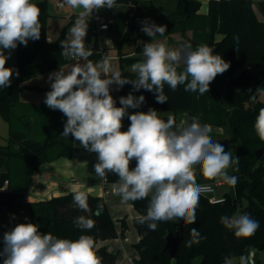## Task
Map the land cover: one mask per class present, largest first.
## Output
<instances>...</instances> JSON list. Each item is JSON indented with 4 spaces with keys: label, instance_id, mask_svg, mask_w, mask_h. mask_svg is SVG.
I'll return each mask as SVG.
<instances>
[{
    "label": "trees",
    "instance_id": "16d2710c",
    "mask_svg": "<svg viewBox=\"0 0 264 264\" xmlns=\"http://www.w3.org/2000/svg\"><path fill=\"white\" fill-rule=\"evenodd\" d=\"M46 0L35 2L40 8L41 36L37 41L29 40L27 46L18 44L17 65L19 76L13 75L9 88L0 89V114L9 123L10 137L6 146L0 144V164L5 169L0 173V206L6 204L9 212L17 216L19 223H35L41 233H51L57 238L76 240L81 235H90L95 242V251L101 258V264H115L118 252L105 249L101 254L97 244L101 240L124 236L128 228L125 217L120 219L122 229L119 232L108 202L99 196L88 194L91 212L85 213L74 206L73 193L50 197L40 201H25L26 194L37 176L36 171L42 163H50L61 157H70L75 151L74 137L61 135L67 117L59 110H52L44 103H24L20 101V92L28 87L27 81L38 73H46L65 65L78 57L65 59L61 55L62 36L57 40H48ZM253 0H209L207 13H201V0H175V4H157L156 0H116L115 4L135 5L132 18H137L139 11L145 12L142 20L158 22L166 25L164 34L180 33L184 39L182 46L190 43L195 50L198 45L213 48V54L220 55L230 67L223 74H218L210 83L209 92L200 95L197 92H186L180 85L175 91L167 84L164 94L168 97L166 103L160 104L155 100L153 92L140 89L135 90L132 84L119 87V97H126L131 93L135 97L143 95L145 102L136 109L129 108L128 113L147 112L150 108L169 111L170 114L159 116L167 121L172 116L177 124V116L185 111L192 117H198L199 122L210 126L224 127L231 135L238 139L234 149L224 146L230 151L238 164L229 168L230 175L238 178L235 185L236 200L229 192L224 194L221 202L212 203L204 194L200 195L196 208V222L189 224L180 219L179 222L159 221L157 229L150 231L147 223L140 224L139 217L147 214L151 196L148 198L129 201L138 215L134 218V225L139 233V240L135 243L137 250V264H224L225 258L241 257L243 263L251 249L264 251V154L256 156V150L264 147L254 129L259 109L264 107V100L260 98L264 89V21L261 20L254 7ZM258 7L264 12V0L258 1ZM77 16V13L74 14ZM138 19L128 25L127 35L115 41L118 50L120 72L130 80L137 78V73L129 69V65L144 60L142 56H129L122 51V47L129 33L138 27ZM94 21L88 22L86 47H91L93 55L89 60L101 59L100 45L92 33ZM133 28V29H134ZM188 31L192 37L187 36ZM221 35L222 38L218 39ZM238 37V40L235 39ZM143 46L138 44L137 53H143ZM7 67V65H6ZM184 63H180L178 72L183 71ZM239 73L236 74V72ZM39 90L50 91V88L38 85L31 86ZM255 96V99H251ZM118 107H121L118 102ZM121 131H127L130 120L127 116L122 121ZM136 161L130 162L134 168ZM197 184L211 182L203 177L200 168H194ZM106 179L115 183L118 177L107 173ZM8 184L4 188L5 184ZM83 191V190H81ZM242 197H247L248 203L244 207L252 219L259 222V228L249 237H237L233 230L226 229L220 219L223 216H235ZM97 204L103 205L100 215H95ZM88 216L94 220L91 230L78 229L73 220L78 216ZM196 228L202 239L191 247L186 241L191 239L190 231ZM172 234L173 243L165 249L167 236ZM2 249V248H0ZM0 264L3 258L0 257Z\"/></svg>",
    "mask_w": 264,
    "mask_h": 264
},
{
    "label": "clouds",
    "instance_id": "9594fccd",
    "mask_svg": "<svg viewBox=\"0 0 264 264\" xmlns=\"http://www.w3.org/2000/svg\"><path fill=\"white\" fill-rule=\"evenodd\" d=\"M64 2L76 11L77 18L67 38L61 41V55L65 59L79 57L82 63L74 64L67 72L60 68L48 77L51 90L46 93L44 103L67 117L61 135H71L83 148L98 154L95 174L101 179L106 178L107 173L118 177L112 188L122 202L151 196L147 214L138 219L140 224L147 223L150 231L157 229L159 221L183 219L194 224L201 193L212 191L210 185L197 184L194 167L199 165L206 179L219 177L235 187L238 178L229 175L227 170L238 164L239 157L234 160L230 151L214 142L210 136L211 126L202 125L198 117H192L190 124L177 125L172 116L165 121L151 108L129 115L128 109L139 108L145 97L137 98L129 93L120 97L121 107H117L110 86L132 84L137 91L153 92L156 102L163 104L168 101L165 84L173 91L183 85L186 92L198 91L203 95L209 92L216 76L229 69V63L205 45L193 50L192 44L185 43L180 50H171L164 43L153 42L158 34L164 35L167 26L145 20L141 31L152 37V41L144 44V60L132 65L137 78L130 80L112 67L108 56L95 63L89 60L93 51L85 44L88 18L94 11L114 8L116 0ZM39 17L40 8L31 0H0V89L11 86L14 74L19 76L17 69L6 67L10 53L6 56L4 50H14L18 44L26 47L29 40H39ZM181 62L185 68L178 72ZM125 116L130 125L127 131H121ZM254 129L264 141V107L259 109ZM132 160L136 161L134 168H130ZM73 203L85 213L92 211L85 191L75 190ZM102 211L103 205L97 204L95 215ZM94 223L84 215L73 220L82 231L91 230ZM220 223L233 230L237 237H249L260 226L247 213L223 216ZM190 236L186 241L189 247L202 239L196 228L191 229ZM0 257L3 264H101L90 235H81L76 240L61 239L51 233H41L35 223H19L5 232ZM224 264H233V258H225Z\"/></svg>",
    "mask_w": 264,
    "mask_h": 264
},
{
    "label": "rangeland",
    "instance_id": "374dc122",
    "mask_svg": "<svg viewBox=\"0 0 264 264\" xmlns=\"http://www.w3.org/2000/svg\"><path fill=\"white\" fill-rule=\"evenodd\" d=\"M39 0H31L32 3L38 2ZM42 1V0H41ZM48 5V15H47V37L51 38H57L59 39L62 34V40H65L67 38V34L69 33L70 28L74 25V22L77 18L75 16V10H73L71 7L65 4L63 7L57 6L55 0H46ZM161 0H156L157 4L164 5L167 2H170V4H175V0H166L163 2H160ZM202 1V7L201 11L203 12L206 9V0ZM253 7L258 11L260 10L258 7V1L260 0H253ZM132 5V4H131ZM126 5H120L115 4L114 8L108 9H100L97 11L98 15H104L108 19H112L113 22H111L110 29L106 31V38L102 40V45L107 48V52L110 55L115 54L117 56L118 50L115 47V41L118 39L120 40L122 37H125L127 35L128 25L131 23L132 20L138 19V27L131 30L129 33V39H127L122 47L125 51H134L139 44L138 40H143V43H149L152 41V37L146 35L144 32L141 31L142 28V17L145 15V12L139 11L137 18H132V14L135 12L136 6L132 5V7H125ZM154 22V21H150ZM157 25H159L158 22H155ZM174 34V33H172ZM172 34H164V35H157L153 38V42L157 43H164L167 48H169L172 45H175V43L179 40V42L184 39L180 33H176L175 36ZM187 36L189 38L192 37V33L188 31ZM56 39V40H57ZM180 44V43H179ZM114 47V48H113ZM144 47V46H143ZM181 48V46H180ZM17 47L14 50H4V54L6 56L9 55V59L7 60V67L18 69L17 65ZM114 55V56H115ZM137 57V55H136ZM89 59V58H88ZM112 67L120 72V63L117 59H110ZM143 61V60H139ZM70 63V64H69ZM67 63V69L70 70L71 67L76 63H82L80 58H76L73 61ZM183 63V62H181ZM135 64V63H134ZM66 65V64H65ZM133 65V64H132ZM132 65H129V69H132ZM64 66V65H62ZM61 67V66H60ZM59 68V67H58ZM57 69V68H55ZM55 69H53L55 71ZM52 71V70H51ZM49 72V71H48ZM53 73V72H51ZM239 73V71L236 72V74ZM46 78L49 77V74H46ZM110 75V73H109ZM110 94L112 95L113 99L116 101V106H118V97H119V86L112 85L110 86ZM46 94L38 91H32L27 89H22L20 92V101L22 100H30L32 102L35 101H41L45 100ZM260 98L264 100V89L261 91ZM169 111H160L158 112L159 116L170 114ZM181 122H184L186 125L190 124V120L188 118V114L185 111H182L179 113V124ZM212 131L210 133V136L214 142H219L223 146L229 147L230 149H234L236 147V144L239 142L238 139H236L233 135L229 133V131L224 127H211ZM10 127L9 123L1 116L0 114V144L6 146L9 142L10 137ZM75 153V151L73 152ZM194 168H200L199 165L195 166ZM5 169L4 165L0 164V173L2 170ZM228 174L230 173L229 169L227 170ZM230 175V174H229ZM219 177L216 179H213L211 182L202 183V184H213L220 181ZM7 183L5 184L4 188L7 187ZM230 185L224 183L223 185H216V196H220L225 194L226 192H229ZM116 199L118 202H122V199L118 195H113L109 200ZM126 203V202H125ZM248 199L247 197H242L238 208L236 211L235 216L244 214V207L247 205ZM17 223V216L13 215L9 212L8 206L6 204H2L0 206V248H3V234L7 231H10L12 228L16 226ZM128 237L130 238V244L132 242H135V237L131 235V232L126 233ZM122 235L118 236V239L122 238ZM233 258V264H240V258L235 256ZM258 264H264V251H262V255L260 256L259 263Z\"/></svg>",
    "mask_w": 264,
    "mask_h": 264
},
{
    "label": "crops",
    "instance_id": "0c3cea01",
    "mask_svg": "<svg viewBox=\"0 0 264 264\" xmlns=\"http://www.w3.org/2000/svg\"><path fill=\"white\" fill-rule=\"evenodd\" d=\"M166 1V0H164ZM160 2H163L161 0ZM202 2V1H201ZM169 3V2H167ZM206 9L201 13H207L209 8V0L205 1ZM125 7H132L131 4L126 5ZM255 9V8H254ZM258 17L264 21V12L261 10H256ZM76 13V12H75ZM112 21V19H110ZM113 22V21H112ZM160 25V24H159ZM173 36L176 33L172 34ZM222 38L221 35L218 36V39ZM57 38L48 37V40H56ZM139 44L144 46L143 40H138ZM179 40L169 47L171 50H180ZM114 48V47H113ZM124 53L129 56H143V53H137L136 49L134 51H125L122 49ZM115 54H113L114 56ZM116 56V55H115ZM119 60L118 54L117 57L112 58ZM142 62V61H139ZM138 63V62H137ZM70 64V63H69ZM68 64V65H69ZM67 64L61 66L57 69L46 72V73H38L32 79L26 82L28 87L25 89L42 92L43 94L47 93L46 90H39L33 88L31 86L38 85L45 88H50V81L46 74H50L51 72L59 71L60 68H63L64 71H70L67 69ZM51 89V88H50ZM22 101V100H21ZM24 103H43L41 101L32 102L30 100H23ZM118 107V106H117ZM188 114V113H187ZM189 118V114H188ZM190 120V118H189ZM177 125H179V114L177 116ZM216 126V125H215ZM211 126V127H215ZM73 144L75 147V153L70 157H61L53 162L48 163L51 167V171L44 174H37L34 178L33 183L30 186L29 191L26 194L25 201H40L45 199H50V197L58 196L62 194L69 193L75 190H83L87 191L94 196L103 197L109 205L111 214L116 221V226L118 231L120 232L122 229L120 219L125 217L128 228L125 230L124 236L120 239L113 238L107 240H101L98 242L97 247L105 249L110 252H118L117 261L115 264H125L128 256H137V250L135 249V243L139 240V233L134 225V218L138 215L136 209L130 202H118L116 199L109 200L113 197L114 191L112 188V184L103 183L104 179L96 176L94 171V165L98 162V154L89 152L85 148H83L79 141L73 140ZM223 181V180H221ZM225 183V182H224ZM224 195V194H223ZM220 195V196H223ZM177 222L180 219H176ZM127 232H131V235L135 237V242L130 244V238L126 234ZM128 238V240H125ZM262 255V251L260 252V256ZM200 258L196 259V264H199ZM172 264H175V260L172 261Z\"/></svg>",
    "mask_w": 264,
    "mask_h": 264
},
{
    "label": "built area",
    "instance_id": "2783aa9c",
    "mask_svg": "<svg viewBox=\"0 0 264 264\" xmlns=\"http://www.w3.org/2000/svg\"><path fill=\"white\" fill-rule=\"evenodd\" d=\"M57 1L56 4L57 6L59 7H63L65 6V2L64 0H55ZM89 20L92 19L94 21V26L92 28V33H93V36L95 37V39L98 41L99 45H100V53H101V58L103 56H108L110 59L112 58H115L117 56H113V55H110L108 52H107V48L104 47L102 45V40L104 38H106V31H108L110 29V25H111V20L106 18L104 15H98L97 14V11H94L92 16H90L88 18ZM106 25V27H104ZM103 183L105 184H109L110 182L107 181L106 178H104V181ZM113 185V183H111ZM224 182L223 181H218L216 183L213 184H200V185H210L211 186V189L212 191L210 192H205V193H201V194H208V193H213V196L209 198V200L212 202V203H217V202H221L225 199L224 195L223 196H216V190H215V186L216 185H223ZM125 240H128V238H125ZM125 264H137V260H136V257L135 256H128L127 257V260H126V263Z\"/></svg>",
    "mask_w": 264,
    "mask_h": 264
},
{
    "label": "water",
    "instance_id": "95a60500",
    "mask_svg": "<svg viewBox=\"0 0 264 264\" xmlns=\"http://www.w3.org/2000/svg\"><path fill=\"white\" fill-rule=\"evenodd\" d=\"M76 12V11H75ZM134 27L132 26V29ZM264 59V58H263ZM262 154H264V147L261 149L256 150V156L260 157ZM51 171V167L49 166L48 163H42L39 168L36 171V174H44L47 172ZM206 197L210 198L213 196V193H208L205 195ZM229 196L235 201L236 200V192L235 188L230 186L229 187ZM173 243V236L172 234H169L167 236L166 244H165V249L169 248ZM100 253L103 254L104 250H100ZM260 259V251L256 249H251L248 251L247 256L244 260L243 264H258Z\"/></svg>",
    "mask_w": 264,
    "mask_h": 264
}]
</instances>
